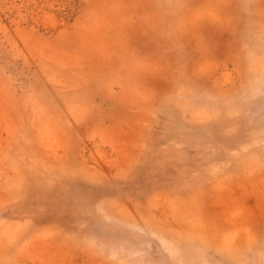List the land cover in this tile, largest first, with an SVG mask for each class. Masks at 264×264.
<instances>
[{
	"label": "rangeland",
	"instance_id": "obj_1",
	"mask_svg": "<svg viewBox=\"0 0 264 264\" xmlns=\"http://www.w3.org/2000/svg\"><path fill=\"white\" fill-rule=\"evenodd\" d=\"M0 264H264V0H0Z\"/></svg>",
	"mask_w": 264,
	"mask_h": 264
}]
</instances>
